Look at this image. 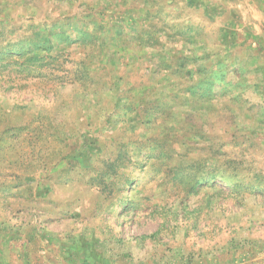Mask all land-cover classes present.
Wrapping results in <instances>:
<instances>
[{"label":"rangeland","instance_id":"obj_1","mask_svg":"<svg viewBox=\"0 0 264 264\" xmlns=\"http://www.w3.org/2000/svg\"><path fill=\"white\" fill-rule=\"evenodd\" d=\"M220 6L0 0L1 232L129 264L264 256V63Z\"/></svg>","mask_w":264,"mask_h":264},{"label":"crops","instance_id":"obj_2","mask_svg":"<svg viewBox=\"0 0 264 264\" xmlns=\"http://www.w3.org/2000/svg\"><path fill=\"white\" fill-rule=\"evenodd\" d=\"M220 9L227 17H233L238 22L233 29L236 49L248 42L249 51L264 63V0H221ZM228 29L226 33L230 36ZM27 242L0 231V264H35V261L37 264H129V260L123 256H42L44 243L40 246L41 251L33 253ZM248 258H244V264L249 261L250 264H264V256ZM216 264H243V259L231 255Z\"/></svg>","mask_w":264,"mask_h":264}]
</instances>
